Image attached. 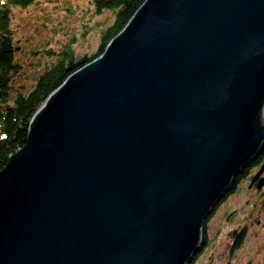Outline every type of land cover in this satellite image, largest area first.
Segmentation results:
<instances>
[{
	"label": "water",
	"instance_id": "water-1",
	"mask_svg": "<svg viewBox=\"0 0 264 264\" xmlns=\"http://www.w3.org/2000/svg\"><path fill=\"white\" fill-rule=\"evenodd\" d=\"M263 108L264 0H145L0 172V264H190Z\"/></svg>",
	"mask_w": 264,
	"mask_h": 264
},
{
	"label": "trees",
	"instance_id": "trees-1",
	"mask_svg": "<svg viewBox=\"0 0 264 264\" xmlns=\"http://www.w3.org/2000/svg\"><path fill=\"white\" fill-rule=\"evenodd\" d=\"M85 1L91 5L92 13L88 21L95 16L108 13L106 20L94 26L99 29L96 49L91 53L78 54L75 51V39L70 38L59 47L51 44L29 47L28 53L35 57L32 62L24 51L27 39L18 27V11L35 5L38 0H0V172L7 166L10 157L26 144L31 120L48 97L71 74L100 57L145 2V0ZM84 26L90 28L88 24ZM57 30L54 29V32ZM263 163L264 141L261 152L235 179L227 195L236 193L240 184L246 178H250L251 171ZM260 178L252 187H255L253 190L259 195L264 196V188L261 186L258 189ZM205 226L202 240L207 243ZM246 235L247 229L240 228L230 238L237 247H240Z\"/></svg>",
	"mask_w": 264,
	"mask_h": 264
},
{
	"label": "rangeland",
	"instance_id": "rangeland-1",
	"mask_svg": "<svg viewBox=\"0 0 264 264\" xmlns=\"http://www.w3.org/2000/svg\"><path fill=\"white\" fill-rule=\"evenodd\" d=\"M90 13L91 5L85 0H38L35 5L18 11V27L27 39L24 51L29 60H35L28 53L29 47L46 44L59 47L70 38L75 39L76 53L93 52L99 42V29L94 26L106 20L108 13L88 21ZM54 29L58 30L54 32ZM258 170L259 166L255 167L249 176ZM249 184L248 177L236 193L221 201L206 221L207 243H203L193 264H264V196L249 189ZM240 228H246L247 235L237 247L230 237Z\"/></svg>",
	"mask_w": 264,
	"mask_h": 264
},
{
	"label": "bare ground",
	"instance_id": "bare-ground-1",
	"mask_svg": "<svg viewBox=\"0 0 264 264\" xmlns=\"http://www.w3.org/2000/svg\"><path fill=\"white\" fill-rule=\"evenodd\" d=\"M220 203H221V202H220ZM220 203H219V204H220Z\"/></svg>",
	"mask_w": 264,
	"mask_h": 264
}]
</instances>
